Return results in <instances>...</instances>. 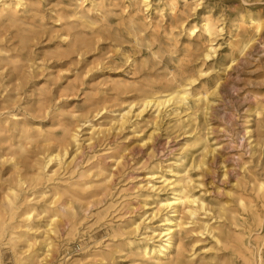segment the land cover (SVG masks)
<instances>
[{"label": "clouds", "instance_id": "clouds-1", "mask_svg": "<svg viewBox=\"0 0 264 264\" xmlns=\"http://www.w3.org/2000/svg\"><path fill=\"white\" fill-rule=\"evenodd\" d=\"M49 144L56 234L24 195L0 264H264V0H0V163Z\"/></svg>", "mask_w": 264, "mask_h": 264}, {"label": "rangeland", "instance_id": "rangeland-1", "mask_svg": "<svg viewBox=\"0 0 264 264\" xmlns=\"http://www.w3.org/2000/svg\"><path fill=\"white\" fill-rule=\"evenodd\" d=\"M48 43L51 44L50 39ZM53 63H62V61H53ZM70 71L71 66H68L60 75H64ZM140 115H143V112H141ZM98 131L102 136L105 133L109 135L112 134L111 128H100ZM63 148V146H57L55 144L43 146L41 150H38L36 155L31 156L26 166L21 165L19 168L13 167L7 163H0V170L4 173V179L8 180V183H0V224L2 227L6 225L10 227L13 224H18L20 213L14 211V205L19 204L20 199L24 195H27L29 197L28 205L34 206L35 212L41 216L40 220H35L33 218V221L37 224H44L46 229L44 232L45 239H48L49 234L52 236L56 234L57 227L59 226L58 221L55 219H48L43 209L51 206V203H53L48 195L49 192L59 193L67 186V183L76 180V175H79V165L77 162L80 159V153L66 150V155L62 156L60 160H54L45 169H41L48 154L61 153ZM9 169H11V171H9ZM113 171H115V169H113ZM13 173H16V175H13ZM54 185H56L55 188L53 187ZM25 189H27L26 192L24 191ZM11 191L16 193L14 197L11 195ZM92 191H98L100 195L93 197V199L89 201L90 204L104 201L112 195L111 181L102 188H93ZM33 194H38L35 203L31 199ZM228 199H231V193ZM80 203H82V201L77 200L76 203H73L70 200L66 208L69 212H72ZM5 204L8 206L5 207ZM233 218L235 219V213H233ZM245 219H247V217H245ZM223 222V220L220 221V223ZM18 226L21 225L18 224ZM198 239V237L192 238L195 250L199 252L204 245L196 243ZM39 243L40 240L38 236L37 247H39ZM203 254L209 259L210 264L213 256L216 255L213 252H206Z\"/></svg>", "mask_w": 264, "mask_h": 264}, {"label": "bare ground", "instance_id": "bare-ground-1", "mask_svg": "<svg viewBox=\"0 0 264 264\" xmlns=\"http://www.w3.org/2000/svg\"><path fill=\"white\" fill-rule=\"evenodd\" d=\"M63 153V156L66 155V150H64V148L62 149V152ZM61 153H50L48 154L47 158H46V161L42 167L41 170L45 169L52 161L56 160H60L61 159ZM23 186V185H22ZM15 192L14 191H11V195L14 197L15 196ZM52 221V220H51ZM0 228H2V225L0 224ZM52 246L51 243H49L48 247L50 248Z\"/></svg>", "mask_w": 264, "mask_h": 264}]
</instances>
